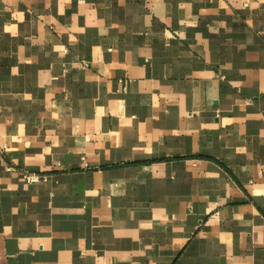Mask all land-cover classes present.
<instances>
[{"label": "crops", "instance_id": "0c3cea01", "mask_svg": "<svg viewBox=\"0 0 264 264\" xmlns=\"http://www.w3.org/2000/svg\"><path fill=\"white\" fill-rule=\"evenodd\" d=\"M0 264H264V0H0Z\"/></svg>", "mask_w": 264, "mask_h": 264}, {"label": "built area", "instance_id": "2783aa9c", "mask_svg": "<svg viewBox=\"0 0 264 264\" xmlns=\"http://www.w3.org/2000/svg\"><path fill=\"white\" fill-rule=\"evenodd\" d=\"M23 177L27 183H34L39 180V175L34 173L25 174Z\"/></svg>", "mask_w": 264, "mask_h": 264}]
</instances>
